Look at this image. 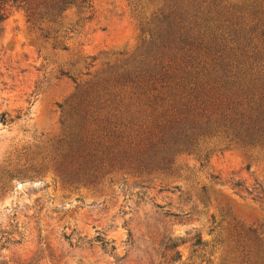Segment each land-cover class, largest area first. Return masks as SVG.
Instances as JSON below:
<instances>
[{"label":"rangeland","instance_id":"1","mask_svg":"<svg viewBox=\"0 0 264 264\" xmlns=\"http://www.w3.org/2000/svg\"><path fill=\"white\" fill-rule=\"evenodd\" d=\"M32 1L30 19L8 3L0 22V264H258L264 148L216 135L164 173L60 177L62 108L77 85L140 54L153 6L89 0L57 12Z\"/></svg>","mask_w":264,"mask_h":264},{"label":"trees","instance_id":"2","mask_svg":"<svg viewBox=\"0 0 264 264\" xmlns=\"http://www.w3.org/2000/svg\"><path fill=\"white\" fill-rule=\"evenodd\" d=\"M31 1L0 0V22L8 3L30 19ZM41 1L57 12L89 2ZM146 1L153 10L140 24V54L77 85L62 108L56 171L69 184L124 169L164 173L176 154L216 135L230 146L264 148V0Z\"/></svg>","mask_w":264,"mask_h":264}]
</instances>
